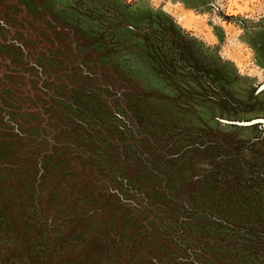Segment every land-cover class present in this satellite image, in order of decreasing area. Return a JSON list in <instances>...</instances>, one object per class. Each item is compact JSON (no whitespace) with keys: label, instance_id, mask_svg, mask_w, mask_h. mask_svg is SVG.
<instances>
[{"label":"rangeland","instance_id":"obj_1","mask_svg":"<svg viewBox=\"0 0 264 264\" xmlns=\"http://www.w3.org/2000/svg\"><path fill=\"white\" fill-rule=\"evenodd\" d=\"M16 3L25 11L15 12ZM49 18L70 31L49 23ZM0 21V41L6 44L0 50L8 55L2 60L6 66L0 62V92L13 104L28 107L36 121L42 120L37 105L55 88L66 93L59 84L70 78L94 86L100 95L125 90L144 126L152 127L146 122L154 118V127L181 128L190 142L185 145L206 141L212 146L225 140L245 154L250 141L261 136L256 127L230 126L220 119L264 118V91L255 94L264 82V0H0ZM40 54L51 58L50 64L41 65ZM16 115L18 122H25L24 115ZM55 120L50 119V131ZM4 125L0 121V164L8 166L0 167V212L8 217L0 230V264L9 255L7 264H30V257L50 247L53 235L47 229L58 220L52 212L60 217L65 207L72 212L82 203L64 199L65 190L73 196L85 180L74 175L78 160L60 164L61 149L43 165L39 148L46 153L50 147L47 140L39 141L37 129L30 130L31 142L13 125ZM70 149L75 151L69 146L67 152ZM211 150L214 155L215 148ZM257 150L264 157V142ZM259 163L264 165V159ZM255 178L251 195L258 201L251 211L262 216L251 217L250 225L258 230L259 243L238 253L232 252L234 247L228 255L214 246L213 261L201 258V264H264V173ZM40 184L42 198L37 196ZM83 203L87 206L91 199ZM13 223L22 226V240L10 231ZM149 261L142 258L139 264H153ZM193 261L190 257L163 264H198Z\"/></svg>","mask_w":264,"mask_h":264},{"label":"trees","instance_id":"obj_2","mask_svg":"<svg viewBox=\"0 0 264 264\" xmlns=\"http://www.w3.org/2000/svg\"><path fill=\"white\" fill-rule=\"evenodd\" d=\"M12 9L25 11L19 3ZM48 21L62 26L64 32L70 31L62 23L51 18ZM3 23L0 21V25ZM2 45H6L4 41H0ZM78 51L85 54L86 50ZM0 52V62L6 66L2 62L8 57L6 50ZM40 60L41 65L43 61H52L44 54H40ZM67 81L59 84L66 93L55 88L51 96L45 95L42 106L37 105L42 116L38 121L28 107L20 102L13 104L14 100L0 92V121L16 127L31 142V131L37 129L39 141L47 140L50 147L46 153L39 148L43 165L45 158L54 159L56 149H61L60 164L78 160L81 163L75 165L74 175L85 180L80 181L73 196L70 189L65 190L64 199L73 197L82 203L72 212L65 207L60 217L52 212L58 220L47 229L53 235L47 245L50 247L43 250L44 254L30 257V264H92L91 259L94 264H139L142 258L163 264L190 257L201 264V258L213 261L214 246L224 255L234 247V253L253 250L254 244L259 243V232L255 225H250L251 217L261 218L262 214L259 212L257 217L253 212L258 210L251 211L258 201L251 194L255 176L259 178L264 173V165L259 163L264 157L257 150L264 142V130L251 126L261 136L250 141L245 154L236 152L235 142L225 140L215 141L212 146L206 141L185 145L190 142L181 135L185 132L181 128L154 127V118L146 122L152 123V127L144 126L136 116V106L130 103L131 96L122 88L117 96L100 95L94 86L82 84L84 81ZM99 86L104 84L100 82ZM19 112L25 122L17 121ZM53 116L55 128L50 131ZM129 123L131 126L127 127ZM55 129L56 137L52 133ZM69 146L75 151L67 152ZM211 148L216 150L214 155ZM34 149L37 151L38 147ZM207 155L210 159L203 160ZM208 164L215 167L203 168ZM83 165L88 172L82 170ZM55 186L54 183L52 191ZM37 191L42 198V184ZM86 199H91V204L83 205ZM7 217V213L0 212L2 231V220ZM10 225V231L22 240V226ZM153 249L158 252L152 254Z\"/></svg>","mask_w":264,"mask_h":264},{"label":"water","instance_id":"obj_3","mask_svg":"<svg viewBox=\"0 0 264 264\" xmlns=\"http://www.w3.org/2000/svg\"><path fill=\"white\" fill-rule=\"evenodd\" d=\"M264 91V82L255 90V94H259ZM222 124L230 125V126H237V127H251L257 126L260 130H264V118H255L249 121H230L220 119Z\"/></svg>","mask_w":264,"mask_h":264}]
</instances>
